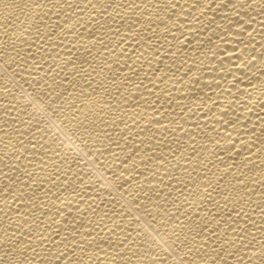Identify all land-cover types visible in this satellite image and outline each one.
<instances>
[{
    "label": "bare ground",
    "instance_id": "6f19581e",
    "mask_svg": "<svg viewBox=\"0 0 264 264\" xmlns=\"http://www.w3.org/2000/svg\"><path fill=\"white\" fill-rule=\"evenodd\" d=\"M0 264H264V0H0Z\"/></svg>",
    "mask_w": 264,
    "mask_h": 264
}]
</instances>
